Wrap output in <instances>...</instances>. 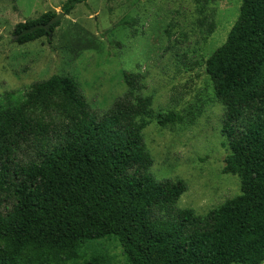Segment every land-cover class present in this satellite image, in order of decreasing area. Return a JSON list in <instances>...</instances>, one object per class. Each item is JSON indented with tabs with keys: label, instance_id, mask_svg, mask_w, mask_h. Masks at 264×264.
I'll use <instances>...</instances> for the list:
<instances>
[{
	"label": "trees",
	"instance_id": "trees-1",
	"mask_svg": "<svg viewBox=\"0 0 264 264\" xmlns=\"http://www.w3.org/2000/svg\"><path fill=\"white\" fill-rule=\"evenodd\" d=\"M87 2L68 0L62 11L68 16ZM56 16L18 24L14 34ZM45 37L39 29L17 43ZM206 72L227 107L223 174L240 179L241 193L204 216L175 208L186 182L147 173L153 160L143 132L153 98L139 94L138 75L126 79L128 91L100 119L70 77L0 99V264L73 262L85 243L109 237L128 264H264V0L242 1ZM202 113L196 107L154 119L174 129Z\"/></svg>",
	"mask_w": 264,
	"mask_h": 264
},
{
	"label": "rangeland",
	"instance_id": "rangeland-1",
	"mask_svg": "<svg viewBox=\"0 0 264 264\" xmlns=\"http://www.w3.org/2000/svg\"><path fill=\"white\" fill-rule=\"evenodd\" d=\"M67 1L0 0V99L20 98L53 76L70 77L100 119L128 91L126 79L138 75L139 94L153 98L143 132L153 160L147 173L188 185L175 208L204 216L240 195V179L223 174L227 107L215 98L206 61L226 42L243 0H88L62 18L52 39L14 40L18 24L61 14ZM196 107L203 113L191 126L162 129L154 119ZM64 264L128 263L109 237L85 243L78 259Z\"/></svg>",
	"mask_w": 264,
	"mask_h": 264
},
{
	"label": "water",
	"instance_id": "water-1",
	"mask_svg": "<svg viewBox=\"0 0 264 264\" xmlns=\"http://www.w3.org/2000/svg\"><path fill=\"white\" fill-rule=\"evenodd\" d=\"M64 16H65L64 13L58 14L56 17H54L46 25H37V26L27 30V31H24L20 36L15 37L14 40L18 41L21 36H24V35H27V34H32V33H34L35 31H37L39 29L45 30L49 34V38L52 39V37H53L52 27L55 24L59 23Z\"/></svg>",
	"mask_w": 264,
	"mask_h": 264
}]
</instances>
